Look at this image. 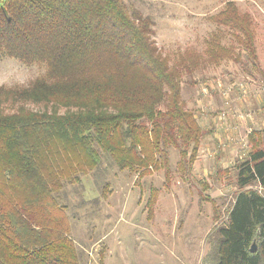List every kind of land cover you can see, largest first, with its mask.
Here are the masks:
<instances>
[{"label": "trees", "instance_id": "trees-1", "mask_svg": "<svg viewBox=\"0 0 264 264\" xmlns=\"http://www.w3.org/2000/svg\"><path fill=\"white\" fill-rule=\"evenodd\" d=\"M235 4L209 20L230 28L254 58L252 19ZM153 25L124 0H0V58L44 68L13 93L45 106L0 112V264H81L60 196L104 161L144 176L165 167L174 147L181 167L192 163L203 132L181 99L180 72L228 57L234 46L214 33L205 56L188 51L170 65ZM247 139L233 167L234 198L212 227L203 264H264V126Z\"/></svg>", "mask_w": 264, "mask_h": 264}, {"label": "rangeland", "instance_id": "rangeland-1", "mask_svg": "<svg viewBox=\"0 0 264 264\" xmlns=\"http://www.w3.org/2000/svg\"><path fill=\"white\" fill-rule=\"evenodd\" d=\"M226 1L124 0L151 16L152 39L170 65L188 51L205 56L214 33L234 53L180 72L181 99L203 132L189 166L181 167L178 149L168 147L166 166L144 176L104 161L99 174L66 186L60 202L68 206L81 264H203L212 227L225 220L234 198L233 167L247 150L246 135L264 123V0H232L252 19L254 58L235 45L230 28L209 20ZM43 71L0 58V112L44 109L13 93ZM151 190L156 197L149 205Z\"/></svg>", "mask_w": 264, "mask_h": 264}, {"label": "crops", "instance_id": "crops-1", "mask_svg": "<svg viewBox=\"0 0 264 264\" xmlns=\"http://www.w3.org/2000/svg\"><path fill=\"white\" fill-rule=\"evenodd\" d=\"M263 126H264V123H263ZM262 128H263V127H262ZM260 129H261V128H260ZM251 130H253V129H251ZM251 130H250V131H251ZM250 131H249V132H250ZM248 134H249V133H248ZM248 134H247V135H248ZM247 135H246V136H247ZM248 147H249V145H248V139H247V148H248ZM247 148H246V149H247ZM247 150H248V149H247ZM247 150H246V151H247Z\"/></svg>", "mask_w": 264, "mask_h": 264}, {"label": "water", "instance_id": "water-1", "mask_svg": "<svg viewBox=\"0 0 264 264\" xmlns=\"http://www.w3.org/2000/svg\"><path fill=\"white\" fill-rule=\"evenodd\" d=\"M255 249V244L253 243L250 250L253 251Z\"/></svg>", "mask_w": 264, "mask_h": 264}]
</instances>
